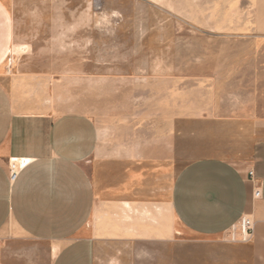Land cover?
I'll list each match as a JSON object with an SVG mask.
<instances>
[{"label":"rangeland","instance_id":"374dc122","mask_svg":"<svg viewBox=\"0 0 264 264\" xmlns=\"http://www.w3.org/2000/svg\"><path fill=\"white\" fill-rule=\"evenodd\" d=\"M5 4L14 21L13 69L61 111L84 113L96 126L86 165L101 199L95 227L105 237L95 264H232L223 242L183 232L164 237L170 214L147 196L141 206L116 195L147 192L159 181L166 188L189 159L203 155L190 139L178 136L176 150L169 144L176 107L264 118V0ZM141 148L146 165L136 176L131 161ZM154 150L158 163L149 162ZM7 231L0 233V264H50L46 244L9 240Z\"/></svg>","mask_w":264,"mask_h":264},{"label":"crops","instance_id":"0c3cea01","mask_svg":"<svg viewBox=\"0 0 264 264\" xmlns=\"http://www.w3.org/2000/svg\"><path fill=\"white\" fill-rule=\"evenodd\" d=\"M5 1L0 0V233L7 229L9 240L46 244L50 264H95L97 242L105 237L95 227L101 199L86 165L96 150V126L84 113L61 111L27 74L13 69L14 21ZM174 112L176 136L169 144L176 150L178 136L185 144L190 139L203 155L189 159L166 188L159 181L147 192L123 188L116 197L141 206L148 197L166 208L172 227L164 237L206 236L231 247L232 264H264V118L221 116L209 107ZM133 156L132 173L143 176L145 148ZM148 157L158 163L155 150ZM10 158L30 160L14 181ZM104 201L101 208L109 205ZM243 215L251 216L253 233L242 241L236 232L232 240L231 229Z\"/></svg>","mask_w":264,"mask_h":264},{"label":"built area","instance_id":"2783aa9c","mask_svg":"<svg viewBox=\"0 0 264 264\" xmlns=\"http://www.w3.org/2000/svg\"><path fill=\"white\" fill-rule=\"evenodd\" d=\"M30 160L25 158H10L8 160L9 178L14 181L21 169H23ZM248 175L252 176L253 171L249 170ZM254 197L260 196V191H254ZM254 223L250 215L241 216L238 224L233 226V230L239 232L242 241H248L253 233Z\"/></svg>","mask_w":264,"mask_h":264},{"label":"bare ground","instance_id":"6f19581e","mask_svg":"<svg viewBox=\"0 0 264 264\" xmlns=\"http://www.w3.org/2000/svg\"><path fill=\"white\" fill-rule=\"evenodd\" d=\"M124 204L126 205V207H128L127 209H130L131 206H130L129 203H126V202H125ZM125 209H126V208H125ZM126 217H127V216H126ZM128 218H129V216H128ZM231 230L233 231V232H232V233H233V239H236V238H235V237H236V231L233 230V229H231Z\"/></svg>","mask_w":264,"mask_h":264}]
</instances>
